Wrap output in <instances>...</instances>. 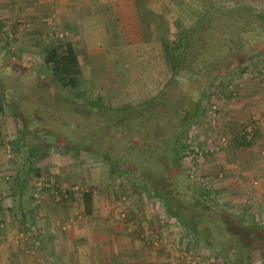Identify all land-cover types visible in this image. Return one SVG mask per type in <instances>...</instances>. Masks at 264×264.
I'll return each instance as SVG.
<instances>
[{
	"label": "rangeland",
	"instance_id": "rangeland-1",
	"mask_svg": "<svg viewBox=\"0 0 264 264\" xmlns=\"http://www.w3.org/2000/svg\"><path fill=\"white\" fill-rule=\"evenodd\" d=\"M146 1L148 17L113 20L116 24H127L122 28L118 25L116 29L133 32L134 39L142 30L146 32L143 34L146 40H130L127 46L121 40L109 42L107 31L97 35L99 28H114L109 18L111 11L97 16L93 10L79 9L78 24L85 33H77L75 24L65 28V20L61 21L58 10L53 12L52 22L39 26L25 24L12 15L0 18V88L3 87L6 95L10 89L15 98L13 102L24 106L14 112L13 107L4 105V111L0 112V236L8 246L0 253L7 255L19 250V256L31 257L34 264H128L126 262L136 258L154 257V251H162L165 264H201L206 259L213 260L214 264H226L224 252L237 256L244 251L235 239L226 244L224 252H221L223 242L213 240L212 245H206L200 232H192L180 218L167 213V204L153 189L143 187L140 177L128 176L124 167L112 171L100 154L117 153L135 146L131 145V134L120 146L118 141L103 143L116 128L111 125L105 129L97 123L98 117L91 120L97 116L94 108L93 113L83 119L87 121L86 129L98 132L95 139L98 146L92 149H96L97 154L88 153L82 147L78 150V144L65 146L63 153L57 145H61L65 137H46L49 150L35 158L40 173L28 175V149L21 144L19 122L25 121L22 125L26 126L25 112H30L38 122L33 123L34 127H27L44 136L49 119L40 115L52 111L55 103L52 104L50 96L53 99L58 96L54 83L44 71L48 48L68 40L73 44L82 70L78 87L91 98L95 99L98 92L105 104L119 108L168 93L175 106L168 108L167 114L176 121V117H184L191 98L190 94L183 95L186 84L165 86L171 70L159 38L165 36L171 41L177 30L189 28L202 19L203 12L218 14L219 10L242 9L245 15L237 19L236 24H228L229 31L240 29L239 37L254 49L257 42H264V36L255 38L241 29L264 24L259 18V14H264V0ZM176 4L181 8H171ZM122 5L117 4L118 13L126 12ZM147 18L149 29L145 26ZM200 29L197 27L198 31ZM199 32L197 39L204 34V31ZM94 34L99 38L92 39ZM207 34L205 32V40L210 38ZM116 47L119 55L110 56ZM239 63L228 67L231 68L228 71L225 64H221L220 69L226 72L212 83L183 140L182 151L186 153L181 160L183 173L191 186L189 189L204 192L209 202L204 223L209 219L215 226L223 223V219H219L223 218L221 210L227 213L225 217L239 218L241 224L264 225V55L255 60L241 58ZM12 71H19L20 79H16ZM162 89L166 93L160 94ZM26 96L32 99L28 101ZM35 98L44 101L45 107L34 105ZM59 100L63 102L62 97ZM178 101L185 112L178 109ZM52 115L59 119V114ZM71 117L80 121L75 113ZM161 119L165 122L168 117L163 114ZM239 128L246 130L248 136L256 128L260 132L250 148L236 153L230 138ZM77 140L82 141V138L77 135ZM76 151H80L79 156L69 154ZM24 177L22 187L17 186ZM89 190L94 196L91 214L85 212L81 196V192ZM199 215L206 217L203 213ZM257 255L258 251L252 250L254 264H264ZM244 262L239 261V264Z\"/></svg>",
	"mask_w": 264,
	"mask_h": 264
},
{
	"label": "trees",
	"instance_id": "trees-1",
	"mask_svg": "<svg viewBox=\"0 0 264 264\" xmlns=\"http://www.w3.org/2000/svg\"><path fill=\"white\" fill-rule=\"evenodd\" d=\"M172 7L181 8L180 4ZM218 12V14L213 13V11L206 14L203 12L202 19H198L189 28L177 30L171 41L167 40L165 36L159 38L163 44L165 58L171 70L170 76L165 81V86H172L180 82L186 84V88L185 85L183 86L185 88L183 95L185 93L190 94L191 106L186 112L182 106L179 107L180 101L176 102L178 109L185 112L184 117H176V121H174L170 114H167V109H171L174 105L172 97L168 93L165 94L166 96L160 95L149 98L134 106L119 108L105 104L104 97L98 92L95 94V99L91 98L86 91H82L78 87L79 76L82 73L81 63L73 44L68 40L48 48L44 55L45 63L43 65L47 67L44 71L50 81L54 83L55 91L58 92L56 99L50 96L54 101L52 104L55 103L51 108L52 111L40 115L43 119L45 117L49 119V122H46L47 126H45L47 132L44 136L31 132L30 129L33 128L27 126H33V123H37L38 119L33 118L30 112H25L27 124L25 126L22 125L25 121L22 124L19 122V135L21 144L28 149L26 155V160L29 162L28 175L32 176L31 173L39 175L40 169L35 165V158L49 150L46 137L52 139L59 136L65 137V140L61 138L62 144L57 145L63 153L65 146L78 144V150L79 147H82L88 153L97 154L98 151L92 149L94 146H98V142L95 140L98 132L95 133L93 129H90L92 130L91 133L88 130L89 128L86 129L85 123L87 121L83 119L90 112L93 113V108L96 109L97 116H93L91 120L95 121V118L98 117L97 123L102 124V127L104 125L105 129H108L111 125L116 128V131H113L112 135L107 137L103 143L118 141L120 146L127 140L126 136L131 134V145L135 146V148H129L128 150L123 148L122 151L117 153L108 151L100 154V157L103 158L112 171L124 167L128 176L137 175L140 177L143 181V187L153 189V193L167 204V213L180 218L192 232H200L206 245H212L214 241L223 242L225 244H222L221 252H224L227 249L226 244L228 245L235 239L244 251H241V254L238 253L237 256L232 254L230 256L227 252L222 253L223 255L220 253L226 264H239V261H245V264H254L252 250H257L258 259L264 261V225L241 224L239 218L225 217L228 215L222 210L223 218L220 217L219 219L221 221L223 219V223L218 222L215 226V224L209 222V219L204 223L208 218L206 213L209 209L207 208L209 202L203 191L189 189L191 186L187 182L188 179L183 173L181 164L183 154L186 155L182 150L187 129L201 109L203 100L207 96L212 83L217 82V79L222 78L225 72L231 69L228 67L239 65L241 58L245 61L255 60L264 55V42L262 44L257 42L255 44L257 47L254 49L251 44H247L239 37L238 31L240 29L229 31V25L236 24L237 19L241 20L245 15L242 9L219 10ZM259 18L264 20V14H259ZM146 23H149V18L146 19ZM148 25L145 26L148 28ZM197 27L201 28L199 31H204L199 39L196 38L200 34ZM241 29L246 33H251L255 38L264 36V24L262 23H259L256 28L245 26ZM205 32L208 33L207 36L210 35L207 40L204 39ZM124 42L127 46L128 42ZM221 64H225L226 71L220 69ZM113 68L115 70V67ZM12 72L16 79H20L19 71ZM2 88H0V112L4 111V105L13 107L14 109H11L14 112L19 107L24 109L23 103L13 102L15 98L11 96L10 89H8L9 93L6 95ZM160 92V94L166 93L164 89ZM61 97L63 102L59 100ZM26 98H29L28 101L32 99L29 96H26ZM46 99L49 100V98ZM33 104L37 107H45L46 105L44 101L38 98L33 100ZM52 113L54 115L55 113L59 114V119H55ZM72 113H75L77 115L75 118L80 121H75L71 117ZM163 114L168 117L165 122H162L165 119H161ZM91 120H89L90 124ZM77 122L81 124H77ZM118 127L120 128L118 129ZM259 132L260 130L256 128L248 136L249 133L243 128L236 130L230 138L233 151L239 153L243 149L250 148ZM80 133L83 135H80ZM105 134L107 133L105 132ZM77 135L82 138V141L77 140ZM72 138L74 139L72 140ZM147 138L149 140H146ZM69 154L76 157L80 155V151ZM24 179L25 177L22 181H18L16 185L22 187L21 184ZM81 196L85 212L91 214L94 208L92 191H83ZM202 213L206 217L201 218L199 214ZM129 215L132 214L129 212ZM20 217H24L21 211ZM225 219L229 220L226 221ZM253 234L256 235L252 236ZM244 252L245 254L242 255Z\"/></svg>",
	"mask_w": 264,
	"mask_h": 264
},
{
	"label": "crops",
	"instance_id": "crops-1",
	"mask_svg": "<svg viewBox=\"0 0 264 264\" xmlns=\"http://www.w3.org/2000/svg\"><path fill=\"white\" fill-rule=\"evenodd\" d=\"M172 2H175L176 0H171ZM124 4V6L122 5ZM148 2L146 0H0V18L2 17H9L12 15V18L15 17L19 21H22L23 23L29 25H46L47 22H52L51 18L53 17V12L55 10H58V13L61 15V21L64 22V27L67 28L68 26L75 24V31L77 33L82 32L85 33L86 30L81 27V24H78V22L81 20V18H78V10H93V14L97 16L104 15L103 12H109L111 18L110 22L115 20L117 17H120L121 20H126L128 18H133V16L143 19V17H148ZM118 5H122V8L126 10V12L118 13ZM2 6V7H1ZM174 6V5H171ZM144 11V12H143ZM75 18V22H73V19ZM14 19V18H13ZM23 19V20H22ZM148 19V18H147ZM29 21V22H28ZM44 21V22H42ZM117 22V21H116ZM136 23V21H135ZM114 25V28L112 26H109V28L106 30H100L98 31V36L101 35L104 31H107L109 34V42L111 41H130V40H136L139 42V40L143 41L146 40V37H143V30L141 31L140 35L136 37V39L133 38L132 33H129L128 31H123L116 29V27L119 25L122 27H127V24L120 22L118 24L113 21L112 23ZM149 24V23H146ZM145 24V25H146ZM134 25V22L132 21V27ZM38 30V29H34ZM88 30V29H87ZM89 31V30H88ZM93 33V32H92ZM118 35V36H117ZM93 35L92 39L96 40L98 36ZM99 38V37H98ZM116 46V45H115ZM143 48V47H142ZM120 53L117 50V47L112 50V54L110 56H118ZM264 102V99H262ZM262 104L264 105V103ZM3 231V230H2ZM0 230V235H1ZM7 242H4L3 236H0V250L5 251L7 248ZM19 250H13L11 253H0V264H34L35 260L31 257H21L19 256ZM162 251H154V257H147V258H136L135 261H129L126 262L128 264H165V261L162 258ZM34 260V262H33ZM115 261V260H112ZM43 262L39 263L42 264ZM46 264V263H45ZM50 264V263H48ZM109 264H112L109 262ZM115 264H119V262H116Z\"/></svg>",
	"mask_w": 264,
	"mask_h": 264
},
{
	"label": "built area",
	"instance_id": "built-area-1",
	"mask_svg": "<svg viewBox=\"0 0 264 264\" xmlns=\"http://www.w3.org/2000/svg\"><path fill=\"white\" fill-rule=\"evenodd\" d=\"M201 264H214V262L211 259H206Z\"/></svg>",
	"mask_w": 264,
	"mask_h": 264
}]
</instances>
